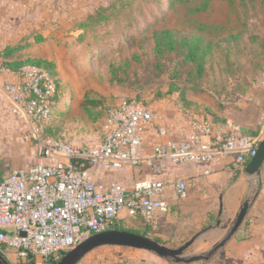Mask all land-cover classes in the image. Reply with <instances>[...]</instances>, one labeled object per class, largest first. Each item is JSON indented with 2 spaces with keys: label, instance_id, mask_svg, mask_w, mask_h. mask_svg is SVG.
I'll use <instances>...</instances> for the list:
<instances>
[{
  "label": "rangeland",
  "instance_id": "obj_1",
  "mask_svg": "<svg viewBox=\"0 0 264 264\" xmlns=\"http://www.w3.org/2000/svg\"><path fill=\"white\" fill-rule=\"evenodd\" d=\"M14 1L20 7L30 6L28 12L43 16L49 26L46 39L22 46L21 53L27 48L28 57L54 65L58 93L54 119L47 124L49 133L62 141L78 146L100 143L108 112L137 100L148 103L144 106L153 113L155 124L179 113L207 126L211 124V114H228L240 126L231 131L234 136L259 135L256 124L264 123V13L259 0ZM114 2V8H105V19L99 24L81 26L92 11ZM165 30L177 32L180 37L207 39L211 44L200 78L191 74L196 65L184 61L183 49L156 55L155 34ZM31 36L36 40L40 34ZM191 84L198 90L187 92L185 100L192 105L186 106L180 90L175 89ZM20 135L16 134L9 144L15 152L23 144L16 143ZM132 172L140 180L144 170ZM255 190L256 183L250 195ZM204 201L194 209L188 205L190 200L181 201L183 209H176L175 223L168 234L158 236L149 226L147 237L177 248L200 235L202 239L186 254L207 255L227 236L229 227H225L223 214L219 218L218 204L208 212ZM143 223L138 225V231L147 229ZM130 227L125 224L121 228L134 230ZM227 244L209 261L192 264H232ZM103 248L87 255L84 262L175 264L146 251ZM106 248L113 251L106 252Z\"/></svg>",
  "mask_w": 264,
  "mask_h": 264
},
{
  "label": "built area",
  "instance_id": "obj_2",
  "mask_svg": "<svg viewBox=\"0 0 264 264\" xmlns=\"http://www.w3.org/2000/svg\"><path fill=\"white\" fill-rule=\"evenodd\" d=\"M0 71L10 74L6 68ZM5 92L13 112L35 126V160L29 168L0 177V253L12 264H53L94 234L126 219L151 225L158 214H168L169 204L160 197L167 182L156 173L169 164H208L217 157L232 158L234 168L245 167L256 155L262 137L214 138L211 127L200 126L186 141L161 142L152 155L144 151L143 131L154 120L142 103H124L105 118L103 140L78 146L45 136L54 119L58 84L40 68L25 67L17 82ZM147 165L151 174L126 188L104 178L111 171ZM181 200L188 196L185 181L176 184ZM24 234V235H23ZM14 262V263H13Z\"/></svg>",
  "mask_w": 264,
  "mask_h": 264
},
{
  "label": "crops",
  "instance_id": "obj_3",
  "mask_svg": "<svg viewBox=\"0 0 264 264\" xmlns=\"http://www.w3.org/2000/svg\"><path fill=\"white\" fill-rule=\"evenodd\" d=\"M14 0H0V68H3V50L9 45L26 46L28 44H37L38 38H45L48 32V24L45 23L44 17H38L37 14L28 12L31 7L18 6ZM35 16V17H33ZM38 17V19H36ZM35 28L40 36L33 40L31 35L35 34ZM34 33V34H33ZM30 36V37H29ZM27 42V44H25ZM19 52L20 59L28 58V50L25 48ZM24 55V56H22ZM13 59H17L15 56ZM19 77L13 74H6L0 71V176L8 175L12 170L20 168H29L34 164L35 148L34 142L30 138L35 130V126L28 120L20 119L13 112L14 104L4 90L8 82H17ZM197 104V103H196ZM228 109H226L227 111ZM223 124H208V127L214 131V138H224L231 131L240 128L236 125L234 118L228 114L218 115ZM240 117V115H238ZM219 120V121H220ZM155 119L153 120V122ZM151 123L143 131L144 151L152 155L155 147L162 141L158 130L165 129L167 135L164 141L171 140L176 143H182L196 132V128L202 125L184 118L177 114L172 119L165 117L161 122ZM157 127V128H156ZM256 127L259 129V137L264 136V123ZM22 132V137L20 135ZM20 135L16 143L21 145V149L15 152L9 144L14 142L15 135ZM11 136V137H10ZM23 140V142H22ZM30 147V150L28 149ZM24 147V148H23ZM133 169H139L144 173L133 176ZM151 174V169L143 164L135 167H125L121 170L111 171L105 176L106 181L117 182L126 188H132L136 183L146 179ZM156 178H162L167 182L166 191L160 197L170 206L168 214H158L155 221L151 224L152 230L158 236L164 237L168 234L170 226L174 225L177 216L176 209L182 210L179 198L176 192V184L185 181L188 187V196L185 201L190 200V209L199 208L200 201L205 200L204 204L208 212L214 206H223V221L225 227H230L238 213L244 200L250 195V190L257 178L244 172V167L234 168L232 158L217 157L213 162L208 164H187L175 165L169 164L167 171L156 173ZM260 193L251 206L246 220L243 225L228 242L232 255V264H264V171L262 177ZM181 200V201H180ZM204 206V205H203ZM122 214V221L132 225V221L125 218ZM134 224V223H133ZM104 249V248H103ZM106 252H112L111 248H106ZM105 253V252H104ZM82 260L79 264H87Z\"/></svg>",
  "mask_w": 264,
  "mask_h": 264
},
{
  "label": "water",
  "instance_id": "obj_4",
  "mask_svg": "<svg viewBox=\"0 0 264 264\" xmlns=\"http://www.w3.org/2000/svg\"><path fill=\"white\" fill-rule=\"evenodd\" d=\"M264 171V136L256 152V155L244 167V172L250 176L257 178L256 190L252 195L248 196L241 205L236 214L232 225L229 227L227 236L207 253V255L187 256V252L202 239L200 235L195 236L184 245L173 248L149 237L138 235L125 230H107L98 234H94L84 240L76 248L66 253L55 264H79L87 255L93 251L103 247H123L133 250H141L152 253L157 257L175 264H192L199 261H209L217 252L222 249L237 233L243 225L251 206L256 201L261 185ZM223 214V206H220L219 218ZM221 219L217 221V226H220ZM24 235V234H23ZM0 264H11L0 253Z\"/></svg>",
  "mask_w": 264,
  "mask_h": 264
},
{
  "label": "trees",
  "instance_id": "obj_5",
  "mask_svg": "<svg viewBox=\"0 0 264 264\" xmlns=\"http://www.w3.org/2000/svg\"><path fill=\"white\" fill-rule=\"evenodd\" d=\"M248 1L252 2L256 0H248ZM258 2H259L258 5L261 8V11L264 13V0H259ZM115 4L116 3L114 2L109 7H100V8L95 9L89 14L88 18L85 21L81 22V26L83 25L84 27H88L96 23L99 24L100 20L103 21L105 19V14H103L105 8H114ZM154 38H155V53L157 56L164 55L166 51L174 52V51L183 49L184 50V61L192 62V63H195L196 65L195 72H192L191 74L194 73V76L197 79L203 75L205 57L211 51V48H212L211 44L207 42V39L203 40L202 38L192 37V36L180 37L179 33L174 32L172 30H165V31L156 33ZM44 39L45 38H42V37L38 38V40H44ZM21 48L23 47L20 45H9L3 50L2 58L3 60H5V62L3 63L4 68L8 69L11 74L18 76L20 78L22 76V70L25 67H36V68H40V69H43L49 72L53 76V78L56 79V75L53 72L54 65L51 62H47L44 60H39V59L31 58V57L21 60L20 59L21 56H18V53L21 51ZM15 56L17 57V59H13ZM170 90H174V89L171 88ZM175 90H180L178 92L183 102L186 104V106H191L192 104L190 102H186L185 96L188 91H196L198 90V88L194 84H191L187 87L185 86L183 89L176 88ZM135 102L142 103L143 105H146V106L148 104L140 100H137ZM193 105L195 106V104ZM219 120L220 118H218L217 115L211 114V120H210L211 124L213 125L223 124V120H220V121ZM49 127H50L49 124H47L45 127V136L52 137L55 139H60L57 136H54L51 133H49L50 132ZM257 136L258 135L250 136V137H257ZM130 221H132L134 224L132 223V225H130L120 220L119 222H115L111 224L108 230H125V231H129V232L147 237V233L151 229V227L149 226L151 225H147L146 223L145 224L143 223L142 227L145 226L147 227V229L145 231H138L137 230V228L139 227L138 225H140L142 222L133 221V220H130ZM125 224L128 226H131L130 228H134V230L121 228L122 225L125 226ZM158 242L160 243V241ZM63 256L64 255H61V258Z\"/></svg>",
  "mask_w": 264,
  "mask_h": 264
}]
</instances>
